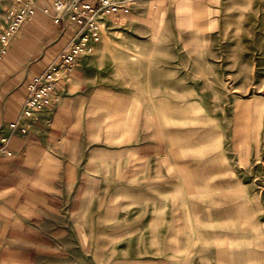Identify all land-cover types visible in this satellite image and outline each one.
<instances>
[{"label":"rangeland","instance_id":"obj_1","mask_svg":"<svg viewBox=\"0 0 264 264\" xmlns=\"http://www.w3.org/2000/svg\"><path fill=\"white\" fill-rule=\"evenodd\" d=\"M13 1L0 0V32ZM171 1L173 12L159 30L150 10L130 19L139 28L128 25L127 15L98 21L104 50L118 54L113 76L122 98L108 123L114 171L107 181L103 173L97 195L76 215L85 228L112 229L117 255L122 243L137 255L134 246L144 238L150 243L157 228L163 238L186 232L197 255L218 246L246 250L253 242L261 249L264 0H212L201 10L193 0ZM128 35L146 39L130 50L139 58L121 55L129 51L122 40ZM137 131L140 139L130 140ZM139 146L151 154L140 186L136 158L117 153Z\"/></svg>","mask_w":264,"mask_h":264},{"label":"crops","instance_id":"obj_2","mask_svg":"<svg viewBox=\"0 0 264 264\" xmlns=\"http://www.w3.org/2000/svg\"><path fill=\"white\" fill-rule=\"evenodd\" d=\"M54 1L32 0V19L22 24L5 53H0V137L5 139L0 142V264H222L224 259L229 264H264V246L259 249L255 242L246 250L218 246L209 255H197L189 235L177 229L168 238L155 229L150 243L144 238L134 246L137 255L126 253L128 244L117 245L122 252L117 255L112 229L92 224L85 228L79 222L83 218L76 215L78 205L91 203L103 173L107 181L114 171V136L108 133V123L114 104L122 98L113 76L118 54L106 52L100 37L93 52L79 58L58 81L57 100L34 118H21L27 84L56 59L77 29L68 19L53 21ZM193 1L199 9L213 2ZM129 6L128 12L120 10L114 16L127 15L128 25L138 28L136 20L130 19L141 18L148 10L158 30L173 12L171 0H131ZM122 40L133 45L121 53L123 58H139L130 50L146 39L128 35ZM16 121L23 131L8 128ZM139 137L137 131L130 140ZM145 150L139 146L117 151L118 156L136 158L137 171H132L139 177L138 186L145 185L140 175L145 176L146 157L151 156ZM123 171L130 172V167ZM160 180H154L155 187L161 186ZM202 249L197 248V253Z\"/></svg>","mask_w":264,"mask_h":264},{"label":"built area","instance_id":"obj_3","mask_svg":"<svg viewBox=\"0 0 264 264\" xmlns=\"http://www.w3.org/2000/svg\"><path fill=\"white\" fill-rule=\"evenodd\" d=\"M55 0L53 21L66 19L77 25L70 41L59 51L55 60L27 84L25 99L20 108L21 118H34L45 106L57 100L56 86L67 76L76 61L93 52L94 43L101 37L98 21L118 11L128 12L131 0ZM35 6L32 0H14L6 12V20L0 32V53H5L11 40L23 23L32 19ZM10 130L23 131L16 121L8 124ZM0 137V142H4ZM0 146V152L2 151Z\"/></svg>","mask_w":264,"mask_h":264},{"label":"bare ground","instance_id":"obj_4","mask_svg":"<svg viewBox=\"0 0 264 264\" xmlns=\"http://www.w3.org/2000/svg\"><path fill=\"white\" fill-rule=\"evenodd\" d=\"M104 33V32H103ZM107 36V35H106ZM106 36L104 35V39L106 40Z\"/></svg>","mask_w":264,"mask_h":264}]
</instances>
